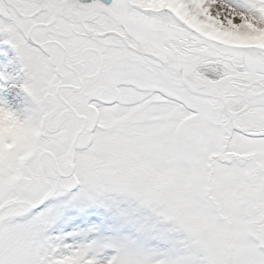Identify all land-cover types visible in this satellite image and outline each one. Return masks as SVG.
<instances>
[{"label":"snow or ice","instance_id":"obj_1","mask_svg":"<svg viewBox=\"0 0 264 264\" xmlns=\"http://www.w3.org/2000/svg\"><path fill=\"white\" fill-rule=\"evenodd\" d=\"M0 264H264V0H0Z\"/></svg>","mask_w":264,"mask_h":264},{"label":"rangeland","instance_id":"obj_2","mask_svg":"<svg viewBox=\"0 0 264 264\" xmlns=\"http://www.w3.org/2000/svg\"><path fill=\"white\" fill-rule=\"evenodd\" d=\"M4 37L3 35H0V48H5L6 46L3 45L2 41H3Z\"/></svg>","mask_w":264,"mask_h":264}]
</instances>
